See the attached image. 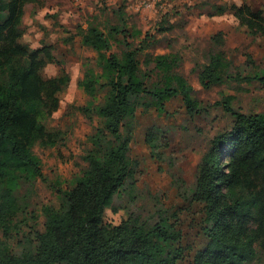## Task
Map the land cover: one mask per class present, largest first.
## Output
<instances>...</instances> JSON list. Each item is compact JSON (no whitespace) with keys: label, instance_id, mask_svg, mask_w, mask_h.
Masks as SVG:
<instances>
[{"label":"trees","instance_id":"1","mask_svg":"<svg viewBox=\"0 0 264 264\" xmlns=\"http://www.w3.org/2000/svg\"><path fill=\"white\" fill-rule=\"evenodd\" d=\"M35 0H0V233L13 228L14 219L25 212L15 196L19 182L41 177L33 144L54 145L56 134L39 121L59 106V94L70 77L66 73L46 77L42 70L50 61L44 48L29 49L22 42L24 5ZM264 6L253 8L249 0L232 4L229 10L238 24L255 37L264 38ZM227 11L226 8L220 12ZM125 25L108 32L87 25L79 33L81 43L98 55L108 93L97 108L104 131L111 140L102 143V131L92 137L93 149L86 155L87 169L75 185L64 192L66 207L44 206V230L34 233L35 249L22 255L9 253L0 238V264H258L264 257V112L235 111L228 101H216L233 117L230 129L217 133L202 154L193 189L176 209L165 208L159 198L151 217L129 212L118 224L104 221V212L115 197L134 201L135 160L131 159V118L139 105L153 104L163 111L165 102L180 95L187 114L203 111L192 98V87L174 71L175 55L144 59V65L161 73L158 85H149L140 67L137 49L126 39ZM122 35L125 50L111 52L115 35ZM138 34L137 31L129 35ZM217 48L205 64L192 68L203 89L235 79L233 60L222 49V33L211 37ZM238 76H241L237 74ZM241 78V77H238ZM264 86V73L242 77ZM92 92L95 79L82 81ZM212 106V105H211ZM153 132L145 141L156 151ZM32 186V185H30ZM190 219L194 239L189 242L181 214Z\"/></svg>","mask_w":264,"mask_h":264},{"label":"rangeland","instance_id":"2","mask_svg":"<svg viewBox=\"0 0 264 264\" xmlns=\"http://www.w3.org/2000/svg\"><path fill=\"white\" fill-rule=\"evenodd\" d=\"M249 2L253 8L264 6V0ZM240 3L241 0H35L24 5L22 42L31 50L44 48L50 56L42 70L44 76L66 73L70 80L60 91L57 110L39 117L46 131L56 134L57 141L46 145L37 140L31 148L42 176L30 183L20 181L15 190L16 198L27 203V208L14 219L9 232L0 233L9 253L22 255L35 249L34 233L43 228L42 207H66L62 192L71 189L87 169L85 157L94 147L92 137L102 131V143L111 140L96 111L107 98L106 77L97 53L81 43L79 33L90 24L105 33L115 25H125L129 29L125 37L137 49L140 67L151 86L159 84L161 73L151 63L146 67L145 57L175 55L174 71L186 79L193 89L192 98L203 109L190 117L180 95L166 101L163 111L153 104L138 106L130 121L129 155L136 162L137 179L134 201L129 202L126 196L115 197L104 212L105 222L118 224L129 212L151 217L156 198L168 209L182 206L183 196H188L194 187L200 158L210 140L233 123L229 112L213 106L216 101L227 100L232 109L245 114L264 112V86L242 79L264 73V38L250 35L238 24L229 7ZM224 8L227 11L220 12ZM129 31L138 34L130 36ZM218 32L222 33L225 55L233 60L231 74L236 77L203 89L192 68L205 64L208 54L217 49L211 37ZM115 37L111 52L121 56L125 50L123 37ZM88 77L95 79L91 93L82 83ZM148 132L154 134L155 152L145 141ZM194 215L185 211L180 218L189 242L194 239L190 229ZM258 264H264V257Z\"/></svg>","mask_w":264,"mask_h":264},{"label":"crops","instance_id":"3","mask_svg":"<svg viewBox=\"0 0 264 264\" xmlns=\"http://www.w3.org/2000/svg\"><path fill=\"white\" fill-rule=\"evenodd\" d=\"M42 216H43V228L42 229H40V230H38V231H43L44 230V221H45V217H44V215L42 214Z\"/></svg>","mask_w":264,"mask_h":264}]
</instances>
